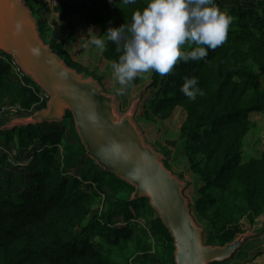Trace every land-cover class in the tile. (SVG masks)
<instances>
[{
    "label": "trees",
    "instance_id": "obj_1",
    "mask_svg": "<svg viewBox=\"0 0 264 264\" xmlns=\"http://www.w3.org/2000/svg\"><path fill=\"white\" fill-rule=\"evenodd\" d=\"M55 1L51 8L59 19L70 15V0ZM215 2L233 17L226 42L209 51L203 61L178 63L165 77L149 72L142 115L163 122L174 111L181 112L177 142L188 170L200 182L190 196L188 181L184 195L196 222H206L209 232H216L217 238L226 242L243 232V217L264 214V149L258 159H242L243 140L252 125L250 113L264 111V13L260 0ZM146 4L147 0H136L128 6L119 0L80 1L77 8L84 17L83 30L96 31L105 39L102 63L111 66L122 54L117 51L120 45L107 40L106 31L130 24L132 13ZM62 59L77 68L68 53ZM10 60L0 52V112L6 105L29 110L40 103L39 96L29 87L9 81ZM192 76L198 77L199 87L205 92L195 101H189L180 91L184 77ZM140 81L138 74L127 88ZM72 121L70 111H66L63 124L73 129ZM42 123L0 132L4 144L13 141L30 151L27 165L17 168H12L8 156L0 155V264H122L112 259L111 247L102 249L95 239L116 244L131 238L129 222L134 210L138 212L147 199L107 197L106 208L96 212L94 203L106 178L111 183L121 179L107 171L99 172L77 135L76 142L60 148L61 131L43 129ZM139 128L143 133L141 125ZM155 145L171 170V149ZM77 169L78 174L72 173ZM150 212L155 214L152 209ZM121 218L125 225L118 224ZM152 230L164 244L162 264H174L173 240L158 217ZM206 241L211 245L215 238L210 236ZM137 264L146 263L138 260Z\"/></svg>",
    "mask_w": 264,
    "mask_h": 264
},
{
    "label": "water",
    "instance_id": "obj_2",
    "mask_svg": "<svg viewBox=\"0 0 264 264\" xmlns=\"http://www.w3.org/2000/svg\"><path fill=\"white\" fill-rule=\"evenodd\" d=\"M34 49L38 54H33ZM0 51L49 96L45 108L14 121L13 127L59 122L70 111L86 155L133 186L131 200H149L173 240L174 264L222 261L242 245L246 233L224 245L204 243L202 228L184 195V182L165 166L163 155L146 142L132 110L119 114L114 96L104 92L94 78L69 67L43 41L23 0H0Z\"/></svg>",
    "mask_w": 264,
    "mask_h": 264
},
{
    "label": "rangeland",
    "instance_id": "obj_3",
    "mask_svg": "<svg viewBox=\"0 0 264 264\" xmlns=\"http://www.w3.org/2000/svg\"><path fill=\"white\" fill-rule=\"evenodd\" d=\"M45 1L47 0H23V3L29 8L32 16L36 20L37 29L43 41L51 47L53 46L55 48L54 51L61 57L65 53H68L78 65L75 70L85 77L94 78L104 92L114 96L116 110L119 114L132 110L134 122L137 124L138 128L141 125V128L145 131V133L144 131L142 133L145 140H151L152 143H147L156 151L161 153L155 143L165 145L167 148L171 149V155L168 160L172 168L171 171L184 182L185 187L188 181L191 182L188 194L192 196L200 182L197 181L195 176L188 170L187 162L180 152L181 144L177 142L180 126L183 121L181 112L178 110L174 111L163 122L159 119L152 121L143 116L142 102L145 98H148V94H145V87L150 82L151 74H139L141 77L139 84L132 88L125 87L123 94H117L116 89L120 86L113 77L111 66H109L108 63L101 62L102 51L90 44L93 34L97 36V32L83 30L84 17L77 8L81 0H70V15L62 20L59 19L56 12L51 8L53 4L49 1L48 3L46 2L47 4H44ZM260 11L264 13V5L262 2ZM57 45H61V48H57ZM15 72L9 78V81L13 82L18 87H29L30 90L39 96L40 103L34 104L29 110L19 108L13 114L7 110L9 105H6V108L0 112V132L11 129L17 120L45 108L49 98L48 94L41 89L29 75L25 73L24 77L21 79ZM64 117L59 122L42 123L43 129L56 128L61 131L60 148L72 145L76 142L75 135H77L74 122L72 121L73 129H71V127H67V125L63 124ZM250 120L252 123L251 128L246 133L243 140L242 159L244 162L250 159H258L264 149V111L250 113ZM72 130H74L75 134ZM2 154L9 157L12 168H17L18 165H27L26 163L29 160L30 151L29 148H19L13 141L9 144H4V139L0 138V155ZM161 154L163 155V153ZM163 160H165V157ZM99 168V172L105 171L101 167ZM72 173L78 174L79 169L72 170ZM180 173L183 174L181 178L179 177ZM106 179L108 181V178ZM107 181H104L102 190L94 203V210L96 212H100L106 208L107 197L128 201L137 200H131V195L134 191L133 186L130 185L132 188L127 187L123 184L126 183L123 180H121L122 182L115 181L112 183L109 181V183H107ZM150 209L152 208L147 199L143 206L138 207V212L134 210V215L129 222V225L133 228L131 238L116 244H111L97 237L95 240L98 241V245L102 249L111 247L112 259L122 264H137L138 260H143L146 264H162V250L164 244L162 238L152 230L153 222H155L158 215L153 209L155 214L151 213ZM143 211L146 213H143ZM241 223L244 228L242 233L247 234L242 245L229 258L213 262L214 264H264V214L253 215L251 218L245 216L241 219ZM118 224L125 225L126 222L121 218ZM197 224L202 228L204 243H207L206 238L210 236L215 238V242L211 245H224L240 235L233 237L229 241L222 242L217 238L216 232H209L210 229L206 222L200 220L197 221ZM145 243L147 245L144 249L143 245Z\"/></svg>",
    "mask_w": 264,
    "mask_h": 264
},
{
    "label": "clouds",
    "instance_id": "obj_4",
    "mask_svg": "<svg viewBox=\"0 0 264 264\" xmlns=\"http://www.w3.org/2000/svg\"><path fill=\"white\" fill-rule=\"evenodd\" d=\"M119 2L128 6L136 0ZM232 21L233 17L215 0H147L142 10L132 13L130 24L109 28L105 33L107 40L120 45L117 51L122 52L111 64L120 86L117 94H123L138 74L155 72L165 77L180 62L205 60L209 51L226 42ZM90 44L100 51L106 47L105 39L95 34ZM33 54L38 51L34 49ZM180 91L189 101L205 95L195 76L184 77Z\"/></svg>",
    "mask_w": 264,
    "mask_h": 264
},
{
    "label": "built area",
    "instance_id": "obj_5",
    "mask_svg": "<svg viewBox=\"0 0 264 264\" xmlns=\"http://www.w3.org/2000/svg\"><path fill=\"white\" fill-rule=\"evenodd\" d=\"M262 1V3H263V5H264V0H261ZM50 2H51V4H55V0H50ZM1 52V51H0ZM3 53V52H2ZM4 54V53H3ZM11 58V57H10ZM10 62V65H11V70H12V75H13V73L15 72V70H16V72H15V74L17 75L18 74V76L22 79V77H24V74H25V72H23L21 69H20V67L19 66H17L16 64H15V62H14V60L11 58V60L9 61ZM49 97V96H48ZM6 108V106L4 107V109ZM19 109V107L17 106V105H9L8 106V108H7V110L8 111H10L12 114L14 113V112H16V110H18Z\"/></svg>",
    "mask_w": 264,
    "mask_h": 264
}]
</instances>
